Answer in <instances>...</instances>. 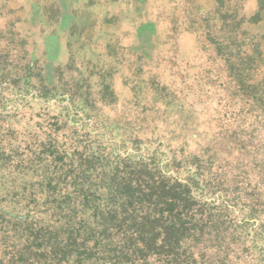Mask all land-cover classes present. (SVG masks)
I'll list each match as a JSON object with an SVG mask.
<instances>
[{
  "label": "rangeland",
  "instance_id": "obj_1",
  "mask_svg": "<svg viewBox=\"0 0 264 264\" xmlns=\"http://www.w3.org/2000/svg\"><path fill=\"white\" fill-rule=\"evenodd\" d=\"M0 264H264V0H0Z\"/></svg>",
  "mask_w": 264,
  "mask_h": 264
},
{
  "label": "crops",
  "instance_id": "obj_2",
  "mask_svg": "<svg viewBox=\"0 0 264 264\" xmlns=\"http://www.w3.org/2000/svg\"><path fill=\"white\" fill-rule=\"evenodd\" d=\"M106 1H107V2H109V1H110V2H114L115 0H106Z\"/></svg>",
  "mask_w": 264,
  "mask_h": 264
}]
</instances>
